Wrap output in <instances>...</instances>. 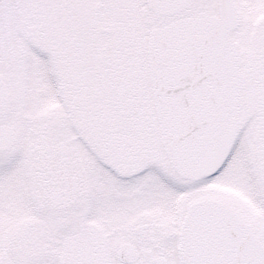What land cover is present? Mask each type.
Wrapping results in <instances>:
<instances>
[{
	"label": "snow or ice",
	"instance_id": "6c2138e0",
	"mask_svg": "<svg viewBox=\"0 0 264 264\" xmlns=\"http://www.w3.org/2000/svg\"><path fill=\"white\" fill-rule=\"evenodd\" d=\"M0 264H264V0H0Z\"/></svg>",
	"mask_w": 264,
	"mask_h": 264
}]
</instances>
